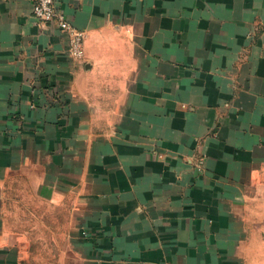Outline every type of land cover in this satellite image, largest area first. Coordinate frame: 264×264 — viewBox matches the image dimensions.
Segmentation results:
<instances>
[{"label": "crops", "instance_id": "crops-1", "mask_svg": "<svg viewBox=\"0 0 264 264\" xmlns=\"http://www.w3.org/2000/svg\"><path fill=\"white\" fill-rule=\"evenodd\" d=\"M57 5L80 58L0 0V264H264V0Z\"/></svg>", "mask_w": 264, "mask_h": 264}, {"label": "built area", "instance_id": "built-area-1", "mask_svg": "<svg viewBox=\"0 0 264 264\" xmlns=\"http://www.w3.org/2000/svg\"><path fill=\"white\" fill-rule=\"evenodd\" d=\"M32 2L34 16L41 22H57L69 34V54L74 58L82 57L85 33L68 20L58 8L57 0H32Z\"/></svg>", "mask_w": 264, "mask_h": 264}, {"label": "rangeland", "instance_id": "rangeland-1", "mask_svg": "<svg viewBox=\"0 0 264 264\" xmlns=\"http://www.w3.org/2000/svg\"><path fill=\"white\" fill-rule=\"evenodd\" d=\"M33 228V227H31ZM56 232V226L54 227ZM31 241L29 243V256L27 258V264H59L61 254V243L56 241H50L49 227L46 231V227H35L31 230Z\"/></svg>", "mask_w": 264, "mask_h": 264}]
</instances>
